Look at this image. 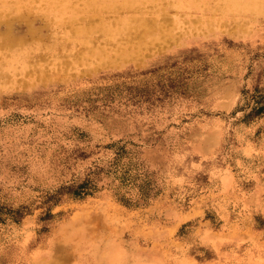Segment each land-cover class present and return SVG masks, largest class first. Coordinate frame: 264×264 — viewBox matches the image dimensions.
<instances>
[{"label":"rangeland","instance_id":"rangeland-1","mask_svg":"<svg viewBox=\"0 0 264 264\" xmlns=\"http://www.w3.org/2000/svg\"><path fill=\"white\" fill-rule=\"evenodd\" d=\"M193 1L0 82V264H264V13Z\"/></svg>","mask_w":264,"mask_h":264},{"label":"bare ground","instance_id":"bare-ground-1","mask_svg":"<svg viewBox=\"0 0 264 264\" xmlns=\"http://www.w3.org/2000/svg\"><path fill=\"white\" fill-rule=\"evenodd\" d=\"M138 1L140 0H109L108 2L83 0L82 5H75L74 0H0V23H9L15 17L42 16L46 27L49 28L47 34H37L31 27L30 36L13 37L10 32L0 33V82L11 83L17 76L28 77L41 72V67L53 64L51 58L55 59V63L64 65L65 61H57L59 56L66 55L65 47L61 48L60 39L65 41L66 46L72 45L76 37L79 43L87 44L95 24L97 29L108 37L119 33L122 28L139 27L142 32H148L145 29L150 27L149 22L143 13H137L136 16L129 18L117 13V9L133 6L132 4ZM221 1L219 9L226 14H234L232 13L234 11L241 14L255 11L264 13V0ZM174 5L183 9L195 5V2L174 0ZM96 14L99 18L93 24ZM109 16H112V19H109ZM78 19L84 21L86 25L78 26L76 24ZM63 24V29L56 31L53 28ZM88 220H94L93 216L91 215Z\"/></svg>","mask_w":264,"mask_h":264}]
</instances>
